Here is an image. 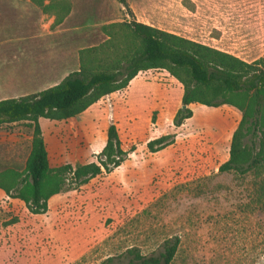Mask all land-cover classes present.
<instances>
[{
    "label": "rangeland",
    "instance_id": "374dc122",
    "mask_svg": "<svg viewBox=\"0 0 264 264\" xmlns=\"http://www.w3.org/2000/svg\"><path fill=\"white\" fill-rule=\"evenodd\" d=\"M43 1L54 9L0 0V99L127 56L138 42L120 25L133 20L245 62L264 55V0H125L130 12L116 0ZM22 34L30 38L14 43ZM183 93L178 79L154 69L73 118L39 119L60 185L41 210L15 192L26 179L32 124L0 125V173L21 175L9 194L0 187V264H124L127 249L158 255L175 237L172 264H264L260 178L219 170L241 112L183 105ZM111 133L119 162L77 177L104 155Z\"/></svg>",
    "mask_w": 264,
    "mask_h": 264
},
{
    "label": "trees",
    "instance_id": "16d2710c",
    "mask_svg": "<svg viewBox=\"0 0 264 264\" xmlns=\"http://www.w3.org/2000/svg\"><path fill=\"white\" fill-rule=\"evenodd\" d=\"M116 1L129 11L125 0ZM32 2L43 12L54 9L52 4L43 5V0ZM120 26H125L129 37L138 42L127 56L96 70L81 66L59 84L39 93L0 100V125L29 121L33 128L24 169L26 179L21 188H16V195L30 209L41 210L46 209L47 200L60 189L58 180L50 173L39 119L73 118L101 97L126 87L137 74L163 69L184 85L183 105L193 102L208 107L228 104L240 110L241 120L232 135L228 160L219 170L257 175L260 178L258 195L264 204V55L245 62L135 20ZM114 139L111 133L103 156L106 162L116 165L120 158L115 160L118 156L113 149ZM99 171V167L90 165L77 168L74 174L78 177ZM20 176L13 171L0 173L3 183L0 187L9 194L18 185ZM178 247L179 240L175 237L164 241L158 255H144L139 248L132 247L122 257L126 260L124 264H172ZM101 264L118 263L116 258L110 257Z\"/></svg>",
    "mask_w": 264,
    "mask_h": 264
},
{
    "label": "crops",
    "instance_id": "0c3cea01",
    "mask_svg": "<svg viewBox=\"0 0 264 264\" xmlns=\"http://www.w3.org/2000/svg\"><path fill=\"white\" fill-rule=\"evenodd\" d=\"M29 38H30V37H28V36L25 35V34L17 35V36L15 37V39H14L13 42H14V43H17V44H23V43H25ZM8 41H10V39H8ZM27 71H28V72H31L32 69H31V68H28ZM71 73H72V72H71ZM68 74H70V73L65 74L64 76H62L61 79H59L57 82H55L54 84H52L51 86H49V87H47V88L41 89V90H39V91L25 92V93L28 94V95H32V94L39 93V92H41V91H43V90H45V89H48V88H50V87H53V86L59 84V83H60V82H61V81H62V80L68 75ZM23 96H26V95H25V94H22V95L13 96V97H10V98H2V99H0V100H4V99H17V98H20V97H23Z\"/></svg>",
    "mask_w": 264,
    "mask_h": 264
},
{
    "label": "built area",
    "instance_id": "2783aa9c",
    "mask_svg": "<svg viewBox=\"0 0 264 264\" xmlns=\"http://www.w3.org/2000/svg\"><path fill=\"white\" fill-rule=\"evenodd\" d=\"M115 160L118 161L119 157H115ZM96 161L94 164L99 167L101 171H105L107 169L113 168L115 166V163H109L106 162V158L104 156H100L99 158H96ZM104 163H106V167L104 166Z\"/></svg>",
    "mask_w": 264,
    "mask_h": 264
}]
</instances>
